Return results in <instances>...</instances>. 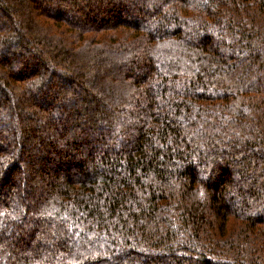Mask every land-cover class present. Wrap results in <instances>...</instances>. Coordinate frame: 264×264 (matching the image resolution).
Listing matches in <instances>:
<instances>
[{"label": "trees", "instance_id": "1", "mask_svg": "<svg viewBox=\"0 0 264 264\" xmlns=\"http://www.w3.org/2000/svg\"><path fill=\"white\" fill-rule=\"evenodd\" d=\"M0 264H264V0H0Z\"/></svg>", "mask_w": 264, "mask_h": 264}, {"label": "rangeland", "instance_id": "2", "mask_svg": "<svg viewBox=\"0 0 264 264\" xmlns=\"http://www.w3.org/2000/svg\"><path fill=\"white\" fill-rule=\"evenodd\" d=\"M64 10H67V7H64ZM68 11V10H67Z\"/></svg>", "mask_w": 264, "mask_h": 264}, {"label": "bare ground", "instance_id": "3", "mask_svg": "<svg viewBox=\"0 0 264 264\" xmlns=\"http://www.w3.org/2000/svg\"><path fill=\"white\" fill-rule=\"evenodd\" d=\"M63 19V18H62ZM119 23V22H118ZM30 74V73H29ZM244 216V215H243Z\"/></svg>", "mask_w": 264, "mask_h": 264}]
</instances>
